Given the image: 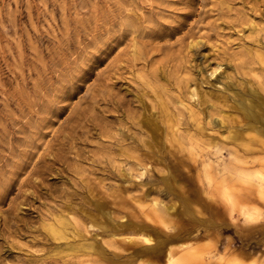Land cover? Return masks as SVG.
<instances>
[{"label": "rangeland", "instance_id": "1", "mask_svg": "<svg viewBox=\"0 0 264 264\" xmlns=\"http://www.w3.org/2000/svg\"><path fill=\"white\" fill-rule=\"evenodd\" d=\"M0 264H264V0H0Z\"/></svg>", "mask_w": 264, "mask_h": 264}, {"label": "bare ground", "instance_id": "2", "mask_svg": "<svg viewBox=\"0 0 264 264\" xmlns=\"http://www.w3.org/2000/svg\"><path fill=\"white\" fill-rule=\"evenodd\" d=\"M253 91V90H252ZM256 95V94H255ZM254 96V95H253ZM256 97H258V96H256ZM252 99H254V98H252ZM248 102V101H247ZM259 102V101H258ZM252 103V102H251ZM246 104V103H245ZM259 104V103H258ZM244 105V104H243ZM248 107V106H247ZM263 107V106H262ZM261 107V108H262ZM245 108V107H244ZM249 108V107H248ZM252 108V107H251ZM255 109V108H254ZM247 110V109H246ZM256 111H257V108H256ZM248 112V111H247ZM263 112V111H262ZM248 116V115H247ZM231 138H233L235 141L236 140H238V138H240L239 137V133H237V132H234V133H232V135H231ZM167 258L169 259V261H171V260H173V258H174V254L172 253V251H168V256H167Z\"/></svg>", "mask_w": 264, "mask_h": 264}]
</instances>
